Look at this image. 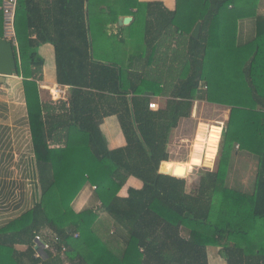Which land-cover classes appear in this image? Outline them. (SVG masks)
I'll return each mask as SVG.
<instances>
[{
	"label": "trees",
	"instance_id": "obj_1",
	"mask_svg": "<svg viewBox=\"0 0 264 264\" xmlns=\"http://www.w3.org/2000/svg\"><path fill=\"white\" fill-rule=\"evenodd\" d=\"M257 1L176 0L169 11L138 0H44V9L42 0H17L15 73L25 79L41 197L0 228V264H209L210 247L226 264H264V17L256 16L251 42L229 49L218 43L219 24L252 17ZM120 16L133 21L118 27ZM140 35L145 51L130 57L124 85L106 48L119 50L126 36ZM114 38L119 41L110 42ZM164 38H175L174 60L154 77V63L166 65L155 61ZM44 43L55 51L57 84L69 88L47 127L37 84L43 72L37 50ZM158 84L168 100L152 110L149 95H157ZM201 88L203 100L227 107L229 117L215 170L199 172L190 184L172 170L167 146L179 121L191 116ZM109 116L119 122L123 147H107L99 127ZM59 130L65 140L56 150L47 132ZM72 130L79 133L74 141L68 139ZM235 145L257 160L250 191L229 185ZM192 154L188 173L206 168V152L193 147ZM130 177L141 188L118 196ZM86 185L101 205L78 212L72 204ZM43 231L59 241L40 260L33 239Z\"/></svg>",
	"mask_w": 264,
	"mask_h": 264
},
{
	"label": "crops",
	"instance_id": "obj_2",
	"mask_svg": "<svg viewBox=\"0 0 264 264\" xmlns=\"http://www.w3.org/2000/svg\"><path fill=\"white\" fill-rule=\"evenodd\" d=\"M140 3H160L162 6L169 10H176V0H138ZM42 9L47 8L42 0ZM135 12V10H133ZM252 12L255 14L252 17H244L239 21L222 22L218 26V43L222 49L236 48L237 46L245 45L251 42L255 38L256 34V16L264 17V0H258L252 8ZM42 14V13H41ZM43 15V14H42ZM131 16H120V18ZM41 20V18H40ZM131 21V22H132ZM130 22V23H131ZM42 25V23H40ZM118 27H123L118 25ZM125 44L120 45V49L113 50L112 47H107L106 50L113 51L105 55L106 59L117 61L120 69L124 73L123 84H127L126 71L128 70V62L131 56H138L143 54L145 49L143 45V38L138 36L133 39L129 36L125 38ZM119 41L114 38L110 40ZM176 49L175 38H164L160 40L158 49L155 53V61H166V65L163 66L159 63H154L150 68V74L154 77L160 75L167 69L171 60H174V52ZM38 55L43 59L42 80L38 82V97L39 103L42 105V119L45 127L48 126L49 116H56L60 114L62 106L60 102H67L69 97V88L66 86L58 85L56 82V65H55V51L50 43H44L38 47ZM25 79L21 75L16 73L11 76L0 79V228L6 225L8 222L19 218L25 212L31 210L36 204L40 202V180L39 171L37 168V161L35 159V152L32 141V128L29 120L28 105L25 96ZM163 90L162 84H158L154 91L157 95H149L151 103L155 105L156 110L160 107H164L168 95ZM202 88L200 90L199 98L194 100L192 114L187 119H181L176 129L171 132L167 151L170 155V162L172 170L177 177L182 178L188 174V161H178L171 159V147L174 142L184 143L181 131L182 127L189 121H193L194 114L198 108H205L207 106L212 107L214 111H218L216 120L222 117L227 107L216 104H211L203 100ZM56 93V94H54ZM223 109V110H221ZM199 111V110H198ZM55 117V124H61L62 121ZM222 121V120H221ZM219 122V121H218ZM220 124V122H219ZM222 124V122H221ZM205 126V125H203ZM215 126L210 127L206 132L205 127H200L197 131L193 146L190 151L192 156L193 147H198L206 152V168L210 170L214 163L216 142L213 141L215 133L211 130ZM100 131L107 142L109 149H116L125 145V140L119 126V122L115 116H109L103 119L100 125ZM203 128V129H202ZM202 129V130H201ZM219 129L221 136L222 127H216ZM206 130V129H205ZM48 131V129H47ZM195 132V131H194ZM210 132V133H209ZM209 133L210 142L206 140L204 135ZM217 134H219L217 132ZM79 136L76 131H71L68 139L74 141ZM47 138L50 140V148L60 149L65 140L62 130L55 131L52 134H48ZM188 143L191 141L186 140ZM215 142V143H214ZM218 145V144H217ZM191 146V143H190ZM181 167V169H178ZM187 167V170H186ZM73 168V167H71ZM201 168L202 167H193ZM181 175H179V173ZM184 173V174H183ZM255 174V173H254ZM234 179V178H233ZM254 180V178H253ZM242 184L243 180L240 181ZM142 183L130 177L125 186L119 191L118 196L126 197L127 190L129 188L140 189ZM232 186H234L232 182ZM95 188L89 185L85 186L79 193L78 197L73 201V208L78 212L86 209H97L100 207L101 202L95 196ZM22 250L23 248L18 247ZM208 263L209 264H226L222 257L219 255V249L208 248Z\"/></svg>",
	"mask_w": 264,
	"mask_h": 264
},
{
	"label": "rangeland",
	"instance_id": "obj_3",
	"mask_svg": "<svg viewBox=\"0 0 264 264\" xmlns=\"http://www.w3.org/2000/svg\"><path fill=\"white\" fill-rule=\"evenodd\" d=\"M140 27H142V26H140ZM198 110L194 114V117L192 119L193 121L187 122L182 127L181 131H183L182 136H183V138H185V142L182 144L178 143L179 145H177V142H174L173 146L171 147V153H172L171 159H176L178 161H188V159L191 157L189 155H190V151H191V148H192L194 140H195L196 133L200 129L201 125H202V127H205L204 131H206V132L210 129V127L215 126L211 131L213 133H215V136H218V137H214L213 140H211V142H213V141H218V142H216V151H215L216 154H215V158H214V163H213L212 168L210 170H208L206 168H202V169L201 168H194L185 177H182V178L189 180L190 184H194L196 182L195 177L198 176L199 172L215 170L216 163L218 161L219 152H220V144H219L220 131H219V129L217 131V129H215V128L216 127H223L224 124H226L227 119L229 117V109L228 108L224 109L225 112L222 115V117L219 118V120H216L217 118H215L219 115L218 111H214L212 109V107H210V106H207L205 108L199 107ZM221 110H223V109H221ZM218 121L220 122V124ZM221 122H222V124H221ZM203 125H205V126H203ZM217 132L219 134H217ZM209 133L207 135H204V137L206 138L207 141L210 142ZM186 140L191 141L190 142L191 146H190V143H188ZM234 150L237 152H236L235 156L233 157V159L231 160L233 170H232V173L230 174V177H229V185H230V187H232L234 189H239V190H243V191H250L253 187V178H254V173L256 171V168H257V160L254 156H252L246 152H241L238 149V145H235ZM205 157H206V155H205ZM205 165H206V158H205ZM178 169H181V167H179ZM178 173H179V175H181L180 172H178ZM242 180L244 182L243 184L240 182ZM232 182H233L234 186H232Z\"/></svg>",
	"mask_w": 264,
	"mask_h": 264
},
{
	"label": "built area",
	"instance_id": "obj_4",
	"mask_svg": "<svg viewBox=\"0 0 264 264\" xmlns=\"http://www.w3.org/2000/svg\"><path fill=\"white\" fill-rule=\"evenodd\" d=\"M17 0H2L0 11L3 15L4 38L9 41L13 47L17 46L14 32V15ZM150 108L156 110L155 105L150 103ZM58 238L48 231H43L33 239L34 258L43 260L46 252L52 251V246L58 242ZM65 249L62 248V251Z\"/></svg>",
	"mask_w": 264,
	"mask_h": 264
},
{
	"label": "water",
	"instance_id": "obj_5",
	"mask_svg": "<svg viewBox=\"0 0 264 264\" xmlns=\"http://www.w3.org/2000/svg\"><path fill=\"white\" fill-rule=\"evenodd\" d=\"M132 19L130 17L120 18L118 20V25H128ZM201 24L198 22L193 28L191 35L195 38L198 37ZM17 68V62L15 59L14 47L5 38H0V79L3 80L5 77L11 76L15 73ZM166 163L163 162L160 165L159 172H161V166ZM167 175V174H164Z\"/></svg>",
	"mask_w": 264,
	"mask_h": 264
}]
</instances>
